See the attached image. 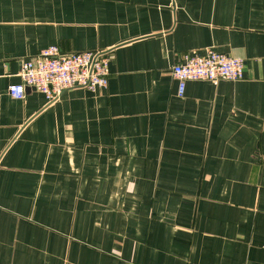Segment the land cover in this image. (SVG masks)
<instances>
[{
	"label": "crops",
	"instance_id": "crops-1",
	"mask_svg": "<svg viewBox=\"0 0 264 264\" xmlns=\"http://www.w3.org/2000/svg\"><path fill=\"white\" fill-rule=\"evenodd\" d=\"M50 45L107 86L12 97ZM205 48L243 78L177 96ZM0 264H264V0H0Z\"/></svg>",
	"mask_w": 264,
	"mask_h": 264
},
{
	"label": "built area",
	"instance_id": "built-area-1",
	"mask_svg": "<svg viewBox=\"0 0 264 264\" xmlns=\"http://www.w3.org/2000/svg\"><path fill=\"white\" fill-rule=\"evenodd\" d=\"M108 62L109 56L100 50L63 52L58 46L50 45L34 56L20 60L22 82L10 85L8 93L22 99L25 88L30 87L51 101L72 87L105 88L108 84ZM243 67L242 58L205 48L183 53L180 60L172 65L171 73L177 82V96L182 97L188 80L236 81L243 78Z\"/></svg>",
	"mask_w": 264,
	"mask_h": 264
}]
</instances>
